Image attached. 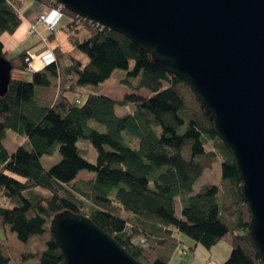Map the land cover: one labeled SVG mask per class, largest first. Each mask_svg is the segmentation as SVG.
<instances>
[{"label":"trees","instance_id":"obj_1","mask_svg":"<svg viewBox=\"0 0 264 264\" xmlns=\"http://www.w3.org/2000/svg\"><path fill=\"white\" fill-rule=\"evenodd\" d=\"M24 1L29 0H0V36L20 27ZM31 1L59 7L53 0ZM60 14L67 18L61 30L68 44L87 56L85 65L53 46V61L30 71L28 51L7 59L0 40V56L11 66L7 94L0 96V143L11 131L27 145L9 154L0 144V264H61L49 225L62 211L89 218L141 264H170L181 251L176 234L206 249L227 236L231 251L223 264H264L248 233L249 212L234 160L190 86L119 33L64 7ZM119 69L124 77L118 82L132 88L131 94L120 100L93 93L80 98ZM24 73L31 81L20 78ZM36 88L54 93L46 98L47 92ZM142 90L149 97L141 96ZM127 104L132 113L117 117L114 108ZM80 138L97 153L93 164L86 160L88 150L77 146ZM133 139L138 144L132 149ZM58 155V164L45 170L41 159ZM217 162L218 185L193 192ZM81 171L94 177L79 178Z\"/></svg>","mask_w":264,"mask_h":264},{"label":"water","instance_id":"obj_2","mask_svg":"<svg viewBox=\"0 0 264 264\" xmlns=\"http://www.w3.org/2000/svg\"><path fill=\"white\" fill-rule=\"evenodd\" d=\"M119 33L188 84L234 160L248 233L264 261V0H53ZM10 63L0 56V96ZM61 264H141L89 218L49 225Z\"/></svg>","mask_w":264,"mask_h":264},{"label":"rangeland","instance_id":"obj_3","mask_svg":"<svg viewBox=\"0 0 264 264\" xmlns=\"http://www.w3.org/2000/svg\"><path fill=\"white\" fill-rule=\"evenodd\" d=\"M55 14V16H57V21H52V25H54L56 31L53 34L55 36V38H53V40H51L49 43H47V45L50 47L49 50L51 48H53V46H60L61 49L65 52H67L69 54L70 57H72L74 60H78L80 61V63L82 65H85L87 62V56H84L82 53H80L79 51H77L76 49H74L72 46H70L67 42L66 39V35L64 34V32L61 30L63 28V26L65 25V23L67 22V18L64 14ZM84 37V36H83ZM124 77V71L123 70H116L114 71L110 76L109 79L99 83L97 86H88L86 88L85 93L80 96L81 99L84 100V97L86 95V93H93V94H101L104 95L106 97H110V98H115V99H122L124 96L131 94L134 90L130 87H126L123 86L121 84H119V79ZM21 79L26 80V81H31L30 80V75L28 73H24L22 74V76H20ZM42 90L43 88H36V90ZM46 89V88H44ZM43 89V90H44ZM47 92V97H51V95L54 93L53 90H44ZM141 96L143 97H149V93L145 90H142L141 92ZM115 115L117 117H121V116H125V115H129L132 113V111L134 110L133 105L132 104H127L124 106H116L115 108ZM89 126L97 131H101V132H105V128L102 125H98L93 121H89ZM6 138L3 140V142H1L0 144L2 146L5 147V149L7 150V152L10 154L14 151V149H16L19 146H22L25 143V139L23 136L18 135L16 133H13L11 131H8L6 133ZM138 144L137 140L132 141L131 144V148H136ZM26 145V143L24 144ZM27 146V145H26ZM77 146L83 149L88 150V156L86 158V160L91 164H93L96 160V156L97 153H95V150L93 148V146L91 145L90 142H88L85 139L80 138L77 141ZM206 148L209 149V145L206 146ZM60 160V156L58 155L57 158L56 157H43L41 159V164L44 167L45 170H48L49 168L53 167L54 165L58 164ZM220 163L217 162L216 164H214V166L212 167V169H210V171H206L203 173V175L200 177V179L198 180V182H196V184L193 187V192H197L201 186L205 185V184H212V185H218L219 183V179H220ZM93 175L92 173H88L86 171H81L80 172V176H90ZM36 193H38L40 191V189H36L34 190ZM41 195H47V192L42 191ZM175 205H176V210H175V214L177 216V218H181V214H180V209H181V203H179V200L176 199L175 200ZM180 238L182 237V247H184L185 251H186V263L187 264H205L206 262H208L207 260L211 261L212 264H223L229 257V253L231 251V248L227 245H225L226 243V239H224L223 241H219L215 246H213V248L211 249H206L202 246L196 245L197 249L195 250V246L194 243L189 240L186 236L180 234L177 235ZM209 253V254H208ZM179 262V258H177V254L174 255L171 259L170 264H177Z\"/></svg>","mask_w":264,"mask_h":264},{"label":"crops","instance_id":"obj_4","mask_svg":"<svg viewBox=\"0 0 264 264\" xmlns=\"http://www.w3.org/2000/svg\"><path fill=\"white\" fill-rule=\"evenodd\" d=\"M49 9L45 7L42 4H37L36 2H33L31 0L24 1L21 4V7L19 8L18 15L20 16L21 23L20 27L13 33V34H2L0 36V40L2 42V49L5 53V57L9 59L10 57L20 53L23 50H27L29 55L31 56V68L35 71H40L42 68L51 63L53 61L52 55L47 51L46 47L44 46L42 42V38H48V35L45 33L42 26L35 25L36 33L38 35H28V31L30 29V25H32L37 17L41 14H47ZM49 22L52 25V21H57V16L55 14H49ZM55 38V37H54ZM47 47H49L47 45ZM78 177L80 178H86L91 179L94 177V175L90 176H80V173L78 174ZM210 185V184H209ZM176 200V199H175ZM177 238L182 242V237L180 238L177 236ZM226 239L225 245H230V240L227 236H224L220 241H223ZM195 246V250L197 249V246ZM185 248L181 245V251L177 255V258H179V262L177 264H183L186 263V251ZM184 251V255H180L181 252ZM209 254V253H208ZM208 262H211L207 260ZM187 264V263H186Z\"/></svg>","mask_w":264,"mask_h":264},{"label":"built area","instance_id":"obj_5","mask_svg":"<svg viewBox=\"0 0 264 264\" xmlns=\"http://www.w3.org/2000/svg\"><path fill=\"white\" fill-rule=\"evenodd\" d=\"M61 6H59L58 8L56 9H49L48 13L47 14H41L37 17L36 21L30 25V29L28 31V35L31 36V35H38L36 33V29H35V25H38V26H42L45 33L48 35V36H51L52 34L55 33L56 29L54 27V25H51V23L49 22V14H52V13H58L60 14V10H61ZM42 42L44 44V46L46 47L47 51L51 54L49 48L47 47V38H42ZM31 56H30V59L29 58H26V62H28V65H29V68L30 71L34 70L31 68ZM180 255H184V251L181 252ZM205 264H212L211 262H206Z\"/></svg>","mask_w":264,"mask_h":264}]
</instances>
